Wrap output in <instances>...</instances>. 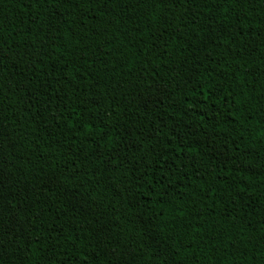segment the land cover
I'll return each mask as SVG.
<instances>
[{
	"label": "trees",
	"instance_id": "trees-1",
	"mask_svg": "<svg viewBox=\"0 0 264 264\" xmlns=\"http://www.w3.org/2000/svg\"><path fill=\"white\" fill-rule=\"evenodd\" d=\"M0 264H264V0H0Z\"/></svg>",
	"mask_w": 264,
	"mask_h": 264
}]
</instances>
